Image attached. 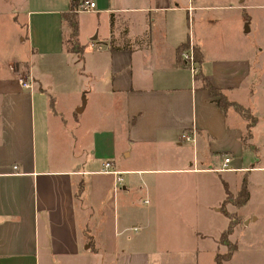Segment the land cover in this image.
<instances>
[{"label": "crops", "instance_id": "obj_1", "mask_svg": "<svg viewBox=\"0 0 264 264\" xmlns=\"http://www.w3.org/2000/svg\"><path fill=\"white\" fill-rule=\"evenodd\" d=\"M91 1L95 11L77 12V53L66 44L69 2L28 11L22 23L11 17L6 30L26 46L23 58L11 37L1 38L0 24V264H86L94 256L97 264H197L193 252L135 250L132 233L156 234L204 209L235 217L231 234L239 222L257 231L242 244L229 235L235 249L223 264H250V253L259 254L253 264H264V135L257 139L251 112L249 124L232 108L221 110L198 79L244 107L236 94L255 70L250 51L239 55L237 47L244 49L253 6ZM82 14L95 16L86 46ZM229 39L242 43L233 49ZM111 42L128 49L111 51ZM188 47L198 52L197 78L181 61ZM19 78L32 88H21ZM55 84L74 102L66 111L54 108ZM193 131V142L181 140ZM224 158L229 169L217 172ZM106 162L122 178L117 189L101 173ZM215 174H224L221 187ZM243 182L248 199L237 205ZM92 226L99 243L84 232Z\"/></svg>", "mask_w": 264, "mask_h": 264}, {"label": "rangeland", "instance_id": "obj_2", "mask_svg": "<svg viewBox=\"0 0 264 264\" xmlns=\"http://www.w3.org/2000/svg\"><path fill=\"white\" fill-rule=\"evenodd\" d=\"M245 1L247 6L250 4L253 7L251 11H248V15L245 19L246 23H244L243 26V30L245 32L244 36L247 37L244 49L242 46L241 48L236 46H240L242 43L238 40H230V38L228 42L231 41L233 49L234 47L238 48L237 52L239 55L243 54L242 51L245 53H247V50L250 51L249 58L252 60L255 75L251 78V84L236 94V99L242 106L246 107L249 112H251L253 117L258 122V134L256 135H258L257 139H259V136L262 138L264 135V0ZM65 2L67 4L69 0H0V24L2 27L4 25L3 30H6V27H8V21H11V17H16L17 21L22 23L25 21L28 11L56 8L58 6H64ZM94 17L95 16L92 14H82L80 16L83 25L81 40H85L84 46L87 45L88 39L94 36L90 35L93 24L95 23L93 22ZM103 30L105 31V28L103 25H101L100 36H102ZM6 31L7 32H4V34L1 35V38L6 36L8 38L11 37L12 42H14L16 45L15 56L23 58L25 51L24 48H26V46L24 45L23 47H19L20 44L16 41V31L14 29L10 28ZM252 48L256 51V54L252 53ZM58 86L59 85L56 84L54 86L55 92L53 93H55V98L53 95H51L52 91H50L49 94L50 97L54 98V108H59L62 111H66L74 102L73 100H70V98H66L61 93L62 91ZM44 98L45 101H48L46 97ZM262 151L264 154V148ZM215 162L217 163V160H215ZM221 175L223 177L222 179L218 178V175H216V177L214 176L215 179H213L215 180L216 185L220 184V187L222 186L223 181H225L224 174ZM230 175L235 176L234 174ZM226 176L229 177V175ZM233 179L234 178H232V180ZM230 188H233L232 185H230ZM232 197L233 196L230 195L227 200L229 202H233ZM141 205L143 204L141 203ZM200 205L203 208L206 204L201 203ZM228 223L229 220L222 215V212L221 214H214V211H211L210 209H204L197 218L189 219L184 222L169 221V223H167L169 227L162 228L159 233L155 234L151 229H140L136 234L132 233L134 234L133 245L135 250L161 249V251H166L171 249L173 251H180L183 254H191L193 252L196 256H198L197 264H214L217 253L220 251H224V255L228 253L225 245L222 244L223 240L221 241L220 239L219 241V243H221L224 247L223 250H221V247L217 249V245L219 244L216 242V240L221 237L223 231L225 232L227 230V227L229 226ZM130 224L134 225L137 223L134 222ZM245 225V223L242 224L239 222V228L230 235L231 237L229 240L234 243L237 241V243L242 244L244 240L252 238L251 242H254L253 238L258 236L256 235L257 231H255V228H253L254 226L245 228ZM84 232L86 234L88 232V235L90 236L94 235L96 242L99 243L98 227H89L88 229L84 230ZM128 234L130 235V232ZM248 256L251 259L247 258V260L250 262V264H253L251 261V256L259 257V254L250 253ZM97 263H99V261L96 260L95 256L93 257V260L86 262V264ZM240 264H244V262H240Z\"/></svg>", "mask_w": 264, "mask_h": 264}, {"label": "trees", "instance_id": "obj_3", "mask_svg": "<svg viewBox=\"0 0 264 264\" xmlns=\"http://www.w3.org/2000/svg\"><path fill=\"white\" fill-rule=\"evenodd\" d=\"M82 1L84 0H69V5L67 9L68 11L62 15L64 25L66 26L67 31H68V38H67L68 41H66V44L68 45L67 47L69 51L71 52L73 51L76 53L80 51L78 42L76 40V36L78 32V25H77L78 10L77 9ZM110 24L112 28L114 26L113 22L110 21ZM127 49H128V45L125 42H123L119 46H115V44L111 42V46H110L111 51L127 50ZM194 53H196V59L198 61V52L194 51ZM197 77L198 75H196L195 78ZM198 79L202 83V88L206 90L211 97L217 96L219 98L216 101V105L221 110L232 108L236 113H238L239 115L247 119L249 121V124H252L254 122V119L251 117L250 112H248L246 108L241 107L235 103L229 102L227 98H225L218 89L213 87V85L208 83L204 78L201 77ZM247 199H248V191L245 187V183L243 182L241 186V191L238 196V204L237 203L236 204L243 205ZM227 217L230 220V223H229L227 230L221 235L222 236L221 241L223 240L222 244L225 245L228 253L225 255L216 254L215 264H223L225 261H228L231 258L232 254L234 253L235 246L232 243L231 244L229 243L228 238L230 237L229 235H231V232L236 226L237 220L233 216L228 215Z\"/></svg>", "mask_w": 264, "mask_h": 264}, {"label": "built area", "instance_id": "obj_4", "mask_svg": "<svg viewBox=\"0 0 264 264\" xmlns=\"http://www.w3.org/2000/svg\"><path fill=\"white\" fill-rule=\"evenodd\" d=\"M77 10L79 13L93 12L96 10V5L91 0H84L80 3ZM180 53H181L180 57H181L182 63L184 64V66L186 68L189 69L192 77H196V75L199 73V68H198V62L196 59V54L194 53L192 47H188L187 49L181 51ZM18 83H19L20 87L25 89V90L32 88V81L30 79L19 78ZM194 135H195L194 131H193V133H190V132L183 133L181 136V140H183L185 142H193ZM229 162H230V159L224 158L221 167L219 169H217L216 171L217 172H227L229 169L228 168ZM14 169H16V167H14ZM101 173L112 175L114 177V180H115V184H114L115 189L120 187V185L122 183V178L120 177L119 173L111 170V166H110L109 162H106V164L103 165V171ZM135 231H137V230H135Z\"/></svg>", "mask_w": 264, "mask_h": 264}]
</instances>
